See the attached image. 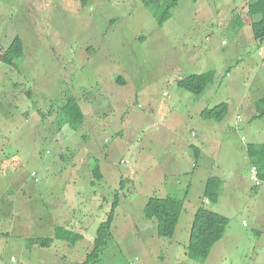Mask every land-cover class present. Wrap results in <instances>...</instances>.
I'll return each instance as SVG.
<instances>
[{"label":"rangeland","instance_id":"obj_1","mask_svg":"<svg viewBox=\"0 0 264 264\" xmlns=\"http://www.w3.org/2000/svg\"><path fill=\"white\" fill-rule=\"evenodd\" d=\"M251 2L180 0L160 27L141 0H0V53L17 36L25 45L18 68L0 63V264H81L102 224L93 264H264V184L250 180L247 156L264 144V40ZM212 70L200 97L177 85ZM222 103L224 121L201 118ZM213 176L224 181L216 204L203 191ZM168 196L184 210L160 238L144 207ZM200 207L230 221L204 263L187 252ZM57 226L81 241L28 246Z\"/></svg>","mask_w":264,"mask_h":264},{"label":"trees","instance_id":"obj_2","mask_svg":"<svg viewBox=\"0 0 264 264\" xmlns=\"http://www.w3.org/2000/svg\"><path fill=\"white\" fill-rule=\"evenodd\" d=\"M86 1V0H82ZM143 4L152 11L160 27H162L172 17V11L179 5L180 0H141ZM248 15L250 18H257L252 22V31L255 40H264V0H252L248 6ZM25 45L23 39L19 36L15 37L10 46L0 53V63H3L11 68H18L17 62L24 58ZM216 77L214 70L209 71L205 75L191 74L177 82L178 87L188 91L195 96H202L205 94ZM122 79L119 83H122ZM67 116L75 121L72 123L74 129H78L84 120V114L81 110L79 101L70 97L64 105ZM229 105L222 103L211 109H203L201 118L209 121L222 122L229 113ZM258 115L256 118L264 117V99L256 102ZM199 156V149H196V157ZM247 156L249 159L250 170L257 169L258 177L264 184V144H249L247 146ZM92 169L93 176L96 180L102 179L101 168L97 159ZM95 184V182L93 183ZM224 184L220 177H210L205 185L204 198L211 203L218 202V194ZM260 185V186H262ZM255 186V187H260ZM119 201V194L116 193L115 202L112 206L111 215L106 221L107 226L111 225L116 206ZM184 210V205L181 201L172 197H151L144 207V213L147 219H156L158 222V236L160 238H172ZM229 218L219 213L206 209L204 207L198 208L195 212L194 220L192 222L191 234L188 243V256L195 262L204 263L209 258L213 247L220 242L229 226ZM106 225L102 224L98 230V236L95 239L94 247L91 253L88 254L86 260L81 264H93L98 257L99 251L103 245L102 230ZM82 236L66 227L57 226L54 230L53 238H30L27 240L28 246L48 247L54 240L67 242L71 245L81 241ZM69 244V245H70Z\"/></svg>","mask_w":264,"mask_h":264},{"label":"built area","instance_id":"obj_3","mask_svg":"<svg viewBox=\"0 0 264 264\" xmlns=\"http://www.w3.org/2000/svg\"><path fill=\"white\" fill-rule=\"evenodd\" d=\"M250 180H252L257 186H260L262 184L261 180L258 177L257 169H251Z\"/></svg>","mask_w":264,"mask_h":264},{"label":"crops","instance_id":"obj_4","mask_svg":"<svg viewBox=\"0 0 264 264\" xmlns=\"http://www.w3.org/2000/svg\"><path fill=\"white\" fill-rule=\"evenodd\" d=\"M197 149H199V148H197ZM199 152H200V149H199ZM199 155H200V153H199ZM207 181V180H206Z\"/></svg>","mask_w":264,"mask_h":264}]
</instances>
